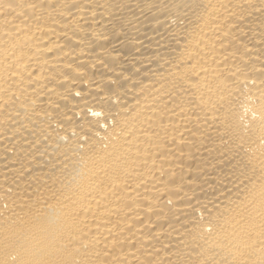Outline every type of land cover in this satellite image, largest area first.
<instances>
[{"label": "bare ground", "instance_id": "obj_1", "mask_svg": "<svg viewBox=\"0 0 264 264\" xmlns=\"http://www.w3.org/2000/svg\"><path fill=\"white\" fill-rule=\"evenodd\" d=\"M0 264H264V0H0Z\"/></svg>", "mask_w": 264, "mask_h": 264}]
</instances>
